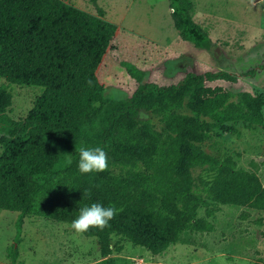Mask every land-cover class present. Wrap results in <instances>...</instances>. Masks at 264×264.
I'll return each instance as SVG.
<instances>
[{
  "label": "trees",
  "instance_id": "16d2710c",
  "mask_svg": "<svg viewBox=\"0 0 264 264\" xmlns=\"http://www.w3.org/2000/svg\"><path fill=\"white\" fill-rule=\"evenodd\" d=\"M168 1L180 37L197 48H209L207 31L192 17L193 1ZM117 31L102 11L94 15L63 0H0V209L17 212L18 227L30 216L70 227L84 205L113 206L117 214L108 227L82 233L96 238L101 257L122 250L121 244H112L113 236L160 254L185 228L211 232L208 218L223 205L264 211V185L257 172L238 167L230 154L199 186L189 168L209 157L189 144L167 138L152 157L159 139L145 125L140 135L129 136L130 147H138L123 145L134 108L157 96L179 101L181 93L200 83L203 75L189 73L168 86L154 82L139 86L143 68L125 63L137 88L130 99L108 97L97 71ZM7 84L43 88L22 118L7 114L11 104ZM220 90L200 87L197 92L212 96ZM235 123L201 126L206 131L218 128L221 135L237 132ZM183 133L196 142L203 140L195 129ZM81 146L102 147L108 156L107 170L80 173ZM118 165L123 174L110 169ZM198 206L204 208L203 216H195Z\"/></svg>",
  "mask_w": 264,
  "mask_h": 264
},
{
  "label": "rangeland",
  "instance_id": "374dc122",
  "mask_svg": "<svg viewBox=\"0 0 264 264\" xmlns=\"http://www.w3.org/2000/svg\"><path fill=\"white\" fill-rule=\"evenodd\" d=\"M63 1L94 15L100 10L104 19L118 27L97 71L108 97L130 99L134 94L137 82L125 63L143 68L139 86L144 82L168 86L189 73L203 75L200 83L181 93L179 101L157 96L134 108L123 145L130 147L129 136L140 135L148 125L149 132L159 139L152 157L156 158L167 138L189 144L209 157L189 168L190 177L199 186L202 180L212 178L226 154L234 157L238 167L256 171L264 185V0H192V17L211 39L207 49L180 37L168 0ZM220 72L229 77L220 76ZM7 85L11 94L7 114L22 118L43 88ZM200 87L221 90L211 96L198 93ZM235 121L237 132L221 135L218 128L206 131L201 126L203 122L220 125ZM179 126L184 128L180 132ZM187 129L197 130L203 140L185 137ZM110 169L123 174L119 165ZM244 211L246 217L241 216ZM194 212L196 217L203 216L204 208L198 206ZM17 215L0 209V264H107L110 259L113 264H218V254L224 256L225 264H264V211L246 207L221 206L208 218L213 224L211 232L185 228L160 254L113 236L112 244H121L122 250L107 257L100 256L95 237L76 233L64 222L30 216L18 227Z\"/></svg>",
  "mask_w": 264,
  "mask_h": 264
},
{
  "label": "clouds",
  "instance_id": "9594fccd",
  "mask_svg": "<svg viewBox=\"0 0 264 264\" xmlns=\"http://www.w3.org/2000/svg\"><path fill=\"white\" fill-rule=\"evenodd\" d=\"M91 85V81H88ZM78 169L80 173L103 172L108 168V156L106 151L100 147H79ZM117 209L113 206H104L101 203L84 205L79 209V215L71 222L70 227L76 233H85L90 228L103 230L109 226V222L114 219ZM218 264H225L222 254L217 255Z\"/></svg>",
  "mask_w": 264,
  "mask_h": 264
}]
</instances>
